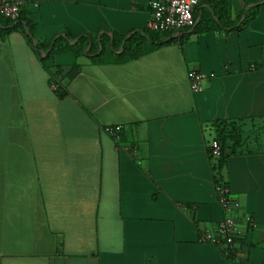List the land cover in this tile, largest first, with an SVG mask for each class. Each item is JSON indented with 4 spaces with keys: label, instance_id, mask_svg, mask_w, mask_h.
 Wrapping results in <instances>:
<instances>
[{
    "label": "crops",
    "instance_id": "1",
    "mask_svg": "<svg viewBox=\"0 0 264 264\" xmlns=\"http://www.w3.org/2000/svg\"><path fill=\"white\" fill-rule=\"evenodd\" d=\"M19 1L44 43L64 29H150L152 0ZM226 1L239 24L251 5ZM159 35L173 40L142 38L132 58L107 48L44 62L20 30L0 37V264H231L200 241L224 216L208 152L222 120L260 133L223 171L237 255L264 264V4L235 30ZM191 70L205 74L197 91Z\"/></svg>",
    "mask_w": 264,
    "mask_h": 264
},
{
    "label": "trees",
    "instance_id": "2",
    "mask_svg": "<svg viewBox=\"0 0 264 264\" xmlns=\"http://www.w3.org/2000/svg\"><path fill=\"white\" fill-rule=\"evenodd\" d=\"M245 5H251L246 8L243 19L239 24H230L226 20V0H204L198 6V13L194 18H198L197 22L193 25L192 33H200L210 30L214 27H221L226 30H235L241 25L246 24L251 20L257 11L260 4H264V0H244ZM196 21V19H195ZM11 30H20L23 32L32 43V47L41 62H44L48 57L55 53L63 52L66 50H73L76 53L86 52L90 54L92 51H99V55L103 54L107 48L115 50L120 49L119 57L132 58L139 54L138 49L140 39L147 38L153 45H163L169 43L173 38H162L160 32L152 31L148 28H141L134 30L125 36H119L113 31L106 28H100L95 34L79 33L74 34L70 30L64 29L59 34L54 35L47 43L42 42L35 37L33 33V26L30 22L26 12L22 8L19 12L17 20H9L0 15V37L5 36ZM167 34V33H164ZM186 34H184L185 36ZM164 36V35H163ZM53 81V78L51 79ZM58 89V87H56ZM234 121H215L213 126L215 129V137L220 141L222 152L219 158L213 160L212 170L214 172L213 178L215 184H221L228 187V182L224 175V166L226 159L230 155L249 151L246 146V138L241 140L240 136L236 133H227L219 130L220 127L224 128L229 125L234 126ZM227 140L230 143L227 144ZM237 243L239 239L236 240ZM230 260L231 258L227 256Z\"/></svg>",
    "mask_w": 264,
    "mask_h": 264
},
{
    "label": "built area",
    "instance_id": "3",
    "mask_svg": "<svg viewBox=\"0 0 264 264\" xmlns=\"http://www.w3.org/2000/svg\"><path fill=\"white\" fill-rule=\"evenodd\" d=\"M204 0H152L149 3L150 20L148 27L160 33H179L193 27L196 23L195 10ZM22 9L19 0H0V15L9 20H17ZM205 74L198 70H191L188 75L189 87L193 91L201 88ZM52 89L56 84L50 82ZM121 125L106 127L107 132L114 134L120 130ZM208 152L212 159L220 157L222 146L220 141L213 137L208 144ZM218 202L223 209V218L211 228L203 229L200 233V241L214 245L224 256H229L231 264H243L239 259L236 247L239 239V226L235 218L237 200L233 199L227 186L215 184ZM247 222L253 225L251 218Z\"/></svg>",
    "mask_w": 264,
    "mask_h": 264
},
{
    "label": "rangeland",
    "instance_id": "4",
    "mask_svg": "<svg viewBox=\"0 0 264 264\" xmlns=\"http://www.w3.org/2000/svg\"><path fill=\"white\" fill-rule=\"evenodd\" d=\"M233 124H235L234 126L229 125L227 127H220L219 130H223L224 132L227 133H236L237 135L240 136L241 140L243 139H247V138H251L252 140L257 139L258 135H260V133H257V128L255 125H252V127L250 128H246L245 124L241 121L238 122H234ZM257 129V130H256ZM264 133V132H262ZM227 144L230 143V140L226 141Z\"/></svg>",
    "mask_w": 264,
    "mask_h": 264
}]
</instances>
